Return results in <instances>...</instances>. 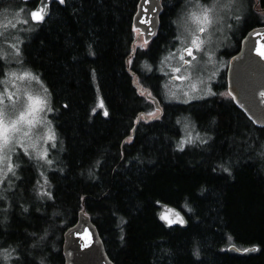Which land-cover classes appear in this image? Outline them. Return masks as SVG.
Listing matches in <instances>:
<instances>
[{
  "label": "trees",
  "instance_id": "16d2710c",
  "mask_svg": "<svg viewBox=\"0 0 264 264\" xmlns=\"http://www.w3.org/2000/svg\"><path fill=\"white\" fill-rule=\"evenodd\" d=\"M138 1H54L23 44L24 63L49 89L61 151L45 190L22 154L21 177L8 192L14 197L0 215V246L13 248L12 264H65L63 232L80 208L115 264H264V128L254 126L228 93L160 100L161 75L142 63L153 64L172 38L170 13L181 0H161L157 35L133 48ZM248 14L255 17L249 8ZM135 74L159 98L161 113L141 116L130 135L137 114L154 107L133 83ZM221 75L225 89V71ZM97 93L104 110L95 108ZM185 115L209 133L205 144L176 147L178 119ZM250 128L257 142L232 151L240 131ZM160 201L179 207L188 225L162 224ZM52 229L60 232L57 249Z\"/></svg>",
  "mask_w": 264,
  "mask_h": 264
},
{
  "label": "rangeland",
  "instance_id": "374dc122",
  "mask_svg": "<svg viewBox=\"0 0 264 264\" xmlns=\"http://www.w3.org/2000/svg\"><path fill=\"white\" fill-rule=\"evenodd\" d=\"M254 1L181 0L172 9V38L164 45L153 64L142 63V68L146 71L154 70L161 75V101L188 102L217 92L226 95V89L220 86L221 73L225 71L229 54L255 18L248 14V8L254 9ZM32 7L25 1L13 4L11 0H0V108L4 109L8 121L17 120L30 107L37 109L17 125L19 131L9 133L7 145L0 140V215L9 209V200L14 197L9 196L8 192L13 190L21 177L19 168L22 156L25 155L33 162L38 189L45 190L48 185L47 172L56 167L61 151L51 117L53 106L49 89L41 75L23 61V44L30 32L38 27L30 18ZM254 11L258 13V18H264V13ZM205 13L209 23L200 24L193 19L194 16L202 19ZM201 27L204 28L203 32L200 31ZM136 35L137 31L135 37ZM197 38L199 50L192 45V40ZM146 45L147 42L141 36L133 44L134 48ZM184 48H191L192 56H183ZM183 60L189 63L183 64ZM34 101L39 103L34 104ZM101 102L104 110L103 98L97 93L95 108L101 107ZM146 112L151 116L156 114L157 109L150 106ZM29 119L34 120L31 126L27 124ZM178 122L180 135L175 141L176 147L201 146L208 141L209 133L198 128L190 117L182 116ZM25 132L28 134L25 135ZM240 132L239 141L234 143L232 151L239 150L238 147L244 144H254L259 138L252 128ZM50 232L54 235L52 247L57 249L60 245V232L57 229ZM14 255L13 248L0 246V258L5 264H12Z\"/></svg>",
  "mask_w": 264,
  "mask_h": 264
},
{
  "label": "water",
  "instance_id": "95a60500",
  "mask_svg": "<svg viewBox=\"0 0 264 264\" xmlns=\"http://www.w3.org/2000/svg\"><path fill=\"white\" fill-rule=\"evenodd\" d=\"M54 1L62 5L65 3V0L62 3L61 0H38L30 10L31 20L35 23L43 22L49 16L51 3ZM161 10V0L138 1L132 19L133 28L137 31L133 44L140 36L145 42H149L157 35ZM33 12L42 13L43 19L33 18ZM186 49L188 48L182 50L183 56L187 55ZM133 83L138 91L153 102L158 112L151 116L139 112L130 135L134 134L141 116L150 119L161 113L159 98L151 93L150 88L137 82L136 74ZM225 89L233 104L246 118L254 126L264 128V23L247 29L240 38L238 48L227 58ZM158 218L166 226L185 228L188 225L185 213L179 207L164 201L159 202ZM228 248L240 250L233 244L228 245ZM253 248L254 246L247 247L248 250ZM62 251L65 264H115L105 248L97 225L84 208L78 210L76 221L65 228Z\"/></svg>",
  "mask_w": 264,
  "mask_h": 264
},
{
  "label": "snow or ice",
  "instance_id": "6c2138e0",
  "mask_svg": "<svg viewBox=\"0 0 264 264\" xmlns=\"http://www.w3.org/2000/svg\"><path fill=\"white\" fill-rule=\"evenodd\" d=\"M62 2H63V0H61V3ZM31 16L33 18H36V19H43V15L40 12H33V13H31ZM193 19L197 23H200V24H207L210 22L206 13L202 19H201V17H198V16H194ZM200 31L203 32L204 28L201 27ZM192 45H194L197 48V50H199L198 38L192 40ZM186 52H187V55L192 56L191 48L186 49ZM181 58H183V57H181ZM193 59H195L194 56H193ZM185 63H189V61H185ZM176 71H179V69H176ZM23 78L24 77H21V79H23ZM8 99L10 100L11 96H9ZM38 103H39V101H34V104H38ZM100 106L103 107L102 102H101ZM36 110H37L36 108L30 107L29 110L26 113L21 114L17 120L8 121L6 119V113H5L4 109L0 108V140H2L4 145H7V143H8L9 133L19 131V129L17 128V125L21 122H24L26 120V116L32 115V113ZM104 114L107 115V112H105ZM33 123H34V120H31V119L27 120L28 125L31 126ZM24 134L27 135L28 133L25 132ZM49 139H52V137H49Z\"/></svg>",
  "mask_w": 264,
  "mask_h": 264
},
{
  "label": "flooded vegetation",
  "instance_id": "af4514ba",
  "mask_svg": "<svg viewBox=\"0 0 264 264\" xmlns=\"http://www.w3.org/2000/svg\"><path fill=\"white\" fill-rule=\"evenodd\" d=\"M23 1V0H22ZM29 0L25 1V2H28ZM38 1V0H37ZM37 3V2H36ZM35 3V4H36ZM35 4L33 5V7L35 6ZM253 8L257 11V12H261V13H264V0H255L254 3L252 4ZM254 9H252L251 7V11L252 13H254L255 17H258V13H256L254 11ZM260 23L256 24V25H259V24H263L264 23V18L259 20ZM186 56V55H185ZM186 60H183V64L185 63ZM224 81H225V77H224ZM225 83V82H224Z\"/></svg>",
  "mask_w": 264,
  "mask_h": 264
}]
</instances>
